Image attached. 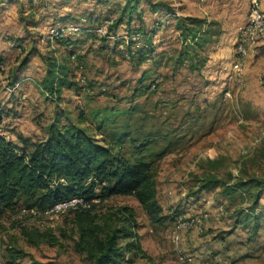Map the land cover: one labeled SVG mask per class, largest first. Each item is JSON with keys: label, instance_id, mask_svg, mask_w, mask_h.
<instances>
[{"label": "rangeland", "instance_id": "obj_1", "mask_svg": "<svg viewBox=\"0 0 264 264\" xmlns=\"http://www.w3.org/2000/svg\"><path fill=\"white\" fill-rule=\"evenodd\" d=\"M122 2L2 0L0 117L8 122L2 129L19 110L22 119L37 127L34 132L24 126L37 139L45 135L54 110L61 112L62 122H77L81 111L84 121L78 124L95 137L102 136L114 153L129 161L139 156L149 160L156 198L169 219L151 224L131 194H111L94 202L96 211L121 204L132 208L148 256H135L140 264H178V251L193 257L192 232L202 238L195 245L201 257L198 263L188 264H264V193L256 203V219L239 225L233 221L249 211L256 190L251 183L237 186V180L254 178L264 183V37L253 48L241 79L219 83L207 77L202 65H188L192 59L182 57H189V52L178 54L186 46L171 16L151 12L145 0L137 5L140 14L131 11L129 20L124 14L115 26L107 27L108 33L92 30L104 18L116 17ZM68 21L81 26L74 35L77 59L68 58L63 45L45 33L48 24ZM155 24L151 57L137 63L135 55L120 53L128 40L133 41L130 48L142 42V36H128V27L146 31ZM32 45L37 52L27 54ZM26 54L23 70L29 79L9 90V74ZM50 54L67 60L76 80L53 94L42 91L39 84L43 57ZM145 84L153 86L143 88ZM208 179L217 184L201 187ZM30 207L19 197L0 213V264H88L72 249L75 229L70 211L42 216ZM176 213H205L202 230L182 232L175 243L171 216ZM254 224L258 227L253 232ZM42 231L48 235L39 236ZM8 248L13 249L11 254Z\"/></svg>", "mask_w": 264, "mask_h": 264}, {"label": "trees", "instance_id": "obj_2", "mask_svg": "<svg viewBox=\"0 0 264 264\" xmlns=\"http://www.w3.org/2000/svg\"><path fill=\"white\" fill-rule=\"evenodd\" d=\"M140 1L123 0L117 16L112 18L108 28L115 26L124 14L129 20L133 10L140 14L137 8ZM145 1L150 11L162 9L164 17L173 13L164 1ZM201 20L202 18L187 15L179 17L176 21L179 35L186 46L178 54L189 52V57L182 58L192 59L188 64L193 65L192 68H198L205 59L202 55L198 57L201 40L196 37V29L190 25ZM156 24L146 31L141 27H128L143 37L142 42L130 48L133 41L128 40L130 42L126 43L125 51L120 53L135 55L137 63L151 57L154 46L152 35ZM53 41L63 45L68 58H80V54L74 49L78 42L77 37L57 36ZM36 51L37 48L32 45L27 54ZM27 54L22 57L20 64L26 61ZM43 58L45 69L39 80L42 91L49 94L58 93L61 88L76 84V80L71 78L72 72L66 64L67 60L58 59L53 54ZM152 86L153 84H145L143 88ZM60 115L61 112L54 110L52 118L46 123L45 135L41 138L30 139L28 136L19 135V142H15L0 134V213L3 209L12 207L19 197H22L28 206L42 209L75 194L96 200L111 194H131L151 224H159L169 219L170 215L163 212L156 198L155 181L149 160L139 156L129 161L114 153L108 143L103 141L102 136L97 138L78 124L84 121L81 111L76 115L77 122H62ZM247 183L256 185V190L248 207L249 211L240 217L244 222L248 218H257V215H251L252 210L260 194L264 193V183L258 179H239L235 184L242 186ZM216 184V180L208 179L201 187ZM94 202L91 201L88 207L70 210L71 223L75 229L72 249L82 253L88 264H116L125 253L130 257H148L139 242L132 208L121 204L105 211H96ZM171 217L174 218L175 214ZM256 225L254 224L252 229L255 230ZM47 235L45 231L39 232L41 237ZM49 237L53 242L57 241L55 236ZM7 250L10 254L13 251L12 248Z\"/></svg>", "mask_w": 264, "mask_h": 264}, {"label": "crops", "instance_id": "obj_3", "mask_svg": "<svg viewBox=\"0 0 264 264\" xmlns=\"http://www.w3.org/2000/svg\"><path fill=\"white\" fill-rule=\"evenodd\" d=\"M161 1L166 2L169 5V7L173 10L172 15L170 16H171V20L174 22V27H175L174 29L175 31H178V34H179V29L176 25V21L178 20L179 17L189 15V16L202 18V20L199 23H190V25L192 24L191 25L192 28L196 29V33H195L196 37L198 36V38L201 40V45L198 49V52L201 51L203 53L202 56L205 57L203 63L201 64L203 66V71L207 75V77L214 79L215 82L223 83L226 80H228L226 75L230 69L231 49L233 42L235 40L237 27L242 23V21L245 18L247 0H161ZM0 3H2V0H0ZM261 7L264 9V0H261ZM156 11H162V9L151 12L154 13ZM262 41L263 38L257 40L255 42L256 44H253V46L251 47L252 49L249 51V53H247L246 56L247 63L249 62V56L251 55L253 48H256L255 46L257 45V43H262ZM36 52L34 53L31 52V54H35ZM27 60L28 58H26V61ZM26 61L22 64H20L19 61V63L15 65L11 74H9L10 77H8V79L10 78V82H11L10 85H7V88H9V90H11L14 87H17L19 82H21L22 80L29 79L28 74L25 73L23 70ZM1 115L2 114L0 112V116ZM22 118L23 117L20 116L19 110L14 111V115L11 118L12 121H10L9 122L10 124L6 126L7 129L3 131L4 132L6 131L5 133L7 137L15 142H19V138H18L19 135L26 137L28 136L30 139H36L34 134L28 133L24 130V126L27 125L26 127L28 128L30 127V129H35L34 132H36L37 127L34 126V124L32 123L31 124L28 123L26 120ZM5 122L7 121H5L3 117H0L1 128L2 126H5ZM256 205L253 207L252 212L253 214L255 213L256 215H258L256 210ZM233 221L235 225L241 224L240 223L241 218H239V216L233 217ZM257 227L258 226H256V229ZM256 229L254 230L253 228V232L256 231ZM191 234H192L191 250H193L192 260L193 263H198L201 255L198 252H196L195 245L202 238L195 237V232H192ZM199 249L200 248H198V251Z\"/></svg>", "mask_w": 264, "mask_h": 264}, {"label": "built area", "instance_id": "obj_4", "mask_svg": "<svg viewBox=\"0 0 264 264\" xmlns=\"http://www.w3.org/2000/svg\"><path fill=\"white\" fill-rule=\"evenodd\" d=\"M112 23V18H104L97 23L92 30L100 35L107 32V27ZM89 29V28H86ZM81 31V26L75 21L64 23L56 22L48 24L45 30L47 37L50 40L57 36H74ZM128 36L131 38L139 37L140 34L132 29H129ZM264 37V9L261 7V0H247L246 14L242 23L237 27L235 40L231 49L230 69L227 73V78L234 82H238L245 71L246 55L248 49L257 41ZM130 39V38H128ZM2 64L0 62V68ZM79 80H83L82 77ZM0 134L7 137L6 133L0 126ZM91 201H96V198L87 199L80 194H75L65 199L52 203L45 208L30 207L33 214L42 216H51L61 214L65 211H70L77 208L88 207ZM221 210V207H218ZM205 213L201 214H177L174 217V230H172V239L176 243L182 232L187 230L201 231L203 226V218ZM191 255V254H190ZM189 254L177 252L176 260L178 264H188L192 258ZM116 264H140L134 257H130L125 253Z\"/></svg>", "mask_w": 264, "mask_h": 264}]
</instances>
